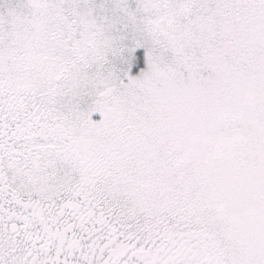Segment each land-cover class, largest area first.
Masks as SVG:
<instances>
[{
    "label": "snow or ice",
    "instance_id": "6c2138e0",
    "mask_svg": "<svg viewBox=\"0 0 264 264\" xmlns=\"http://www.w3.org/2000/svg\"><path fill=\"white\" fill-rule=\"evenodd\" d=\"M0 264H264V0H0Z\"/></svg>",
    "mask_w": 264,
    "mask_h": 264
}]
</instances>
